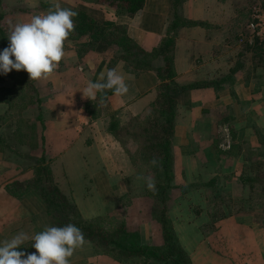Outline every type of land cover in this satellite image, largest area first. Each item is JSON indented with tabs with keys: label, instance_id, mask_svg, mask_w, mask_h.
<instances>
[{
	"label": "crops",
	"instance_id": "0c3cea01",
	"mask_svg": "<svg viewBox=\"0 0 264 264\" xmlns=\"http://www.w3.org/2000/svg\"><path fill=\"white\" fill-rule=\"evenodd\" d=\"M59 4L80 9L87 6L82 0H2V25L9 35L10 25L46 14L47 8ZM96 4V10L104 9L103 13L113 19L112 22L125 26L128 37L147 52L161 45L175 16L189 23L173 33L175 77L171 95L177 106L172 141L175 181L180 183V169L196 163L194 152L197 147L192 144L201 136L204 143L201 147L202 177L216 179L210 180L203 193L214 182L223 185L221 173L234 163L235 172H240L235 173V179L249 194V188L256 182L257 167L252 166L246 149L264 150V70L243 66L246 50L234 44L237 18L233 10L232 13L227 9L229 1L183 0L176 6L173 0H146L143 9L132 17ZM170 11L172 14L168 13ZM78 45L86 46V39L69 36L64 44L65 55L57 69L46 79L32 80L39 101L28 109L35 111L34 117L27 116L28 110L26 116L23 115L31 122L40 115L41 121H36L39 129L32 132L37 147L21 145L18 151L36 160V166L29 162L28 167H23L22 160H5L0 156V241L11 239L18 232L31 236L48 227H57L55 214L41 195L35 190L25 192L24 189L27 184L43 179L47 171L83 220L108 219L111 213L119 210L120 201L128 195L126 179L134 167L125 146L113 132L123 129L130 117L143 114L155 103L160 82L154 71L138 75L128 73L124 61L118 59L119 51L109 53L106 47L85 51ZM113 60L116 63L110 68L109 62ZM238 63H242L240 69L225 79ZM163 65L161 59L153 62L154 68ZM110 69L125 76L128 93L119 97L111 94L104 101L101 96L105 92L97 93L92 100L84 97L82 91L87 84L100 81ZM180 87L188 89L179 90ZM1 106L5 107L2 116L8 108L4 104ZM87 106L97 113L100 106L106 109L101 115L92 117ZM227 107L231 110L229 115L235 132L227 143L217 146L219 139L228 137L220 126L221 120L229 117L223 112ZM40 146L42 148L38 149ZM42 157L43 163L39 161ZM260 169L264 171V168ZM248 171L249 176L245 174ZM216 175L220 179L218 182ZM185 176V182L189 184L195 179L189 173ZM173 185L178 184L174 182ZM176 195L168 194L166 206L179 246L187 256L184 264H264V222H256L261 210L254 209L250 215L247 208L252 204L243 202L247 207L231 215L225 213V219H218L217 226L210 230L198 222L190 223L195 215L194 208L187 206L181 212L177 208L175 212ZM151 202L155 201L152 199ZM207 202L205 196L202 204L206 206ZM220 211L224 210L218 209ZM153 212L150 208L146 223L144 221L136 230L126 228L137 232L141 244L155 250L159 256L165 249V242ZM261 213L264 217V212ZM210 214L208 209L201 212V218L205 216L202 223L208 222ZM144 217L143 214V220ZM241 218L248 219V223H241ZM69 260L70 264H129V261L119 263L98 255L88 242L77 248ZM137 263L165 264L153 258Z\"/></svg>",
	"mask_w": 264,
	"mask_h": 264
},
{
	"label": "trees",
	"instance_id": "16d2710c",
	"mask_svg": "<svg viewBox=\"0 0 264 264\" xmlns=\"http://www.w3.org/2000/svg\"><path fill=\"white\" fill-rule=\"evenodd\" d=\"M145 1L146 0H97L100 4L113 7L117 12L130 17L143 9ZM182 1L183 0H173V3L177 6ZM1 3L2 0H0V50L7 47L9 43L7 39L8 33L1 24L3 20ZM79 22L81 24H77V30L74 29L73 34L76 38H85L88 49H94L95 44L98 42L108 45L114 44L119 48L120 55L118 59L124 61L125 69L128 73L138 75L146 71H154L159 79L160 84L157 89V99L155 103L143 114L133 117L134 119H132L131 125L127 124L124 126L126 127L125 129L115 130L113 134L123 145H125L123 140L124 134L127 139L134 140L145 146V159L150 163L153 158H157L159 161L157 166L152 165L154 172H161L167 177L163 185L159 187L161 191L154 196V199L157 198L160 203V212H153L162 228L165 249L158 256L155 250H150L143 246L139 234L128 231L123 220L115 221L105 218L83 220L77 209L66 200L65 196L62 195L60 190L53 183L50 171L45 172V177L40 181L24 186L25 192L30 190L37 191L48 204L51 213L55 214L57 226L62 227L71 223L80 228L85 237V242L90 243L95 252L100 256L119 263H124L126 260L135 262L142 259L153 258L165 264H184L187 256L179 246L172 228L166 206L168 200L166 190L173 179L172 163L174 158L172 141L174 137V121L177 109L176 101L171 97V92H173V79L175 77L172 56L174 44L173 33L178 28L188 26L189 23L175 16V21L169 26L167 37L162 41L161 45L147 52L128 37L125 28L120 26L117 27L114 22L100 24L96 20H93L92 17L85 14L81 15ZM112 30L113 32H111ZM114 30L118 32H114ZM254 50H251V52H254ZM255 54L257 59H255L256 63L252 68L264 70V48L260 45V47L255 50L254 55ZM159 59L164 62V65L160 68H154L153 62ZM114 63H116L115 60L110 61L108 66L111 68ZM241 66L242 63H238L225 79L228 80ZM262 76L264 77V74ZM5 79H9L11 86L0 88V103L8 107L5 116L1 117V119L6 117L9 118L10 126H14V131H18L19 134L28 131L35 133L37 129L35 126L36 121H41L40 115L32 122L23 118L24 112L34 106L36 101H39V94L34 87L33 81L30 80L29 76L23 70H12L6 76H2L0 81L3 82ZM190 87L192 86H189V88ZM185 89L188 88H179V90ZM111 94H113L111 90H105V93L101 96L102 100L104 101L106 97ZM86 109L92 117L97 116L96 113L89 110V106H87ZM105 109L106 108H101L100 106V110H104L105 112ZM110 115L113 116L114 113L111 112ZM32 132L25 134L24 143L28 144L34 142L32 149H35L37 147L36 137ZM28 136L30 138L32 137L33 140L28 139ZM1 142L2 139L0 138V144ZM39 161L42 163L45 162L43 157L40 158ZM36 172L39 171L37 170ZM10 191L13 192V190ZM24 247L25 248L22 250L26 252L36 251L31 247V242L25 244Z\"/></svg>",
	"mask_w": 264,
	"mask_h": 264
},
{
	"label": "rangeland",
	"instance_id": "374dc122",
	"mask_svg": "<svg viewBox=\"0 0 264 264\" xmlns=\"http://www.w3.org/2000/svg\"><path fill=\"white\" fill-rule=\"evenodd\" d=\"M82 1L87 5V6H84L85 7L84 9H80V8H76V7H69V6H66L63 4H59V6L61 8H71L73 10L78 11L79 15L74 18V29L77 30V28H76L77 24L78 23L81 24L79 21H80V17L82 14H85L89 17H92L93 20H96L93 17L98 18V21L97 20L96 21L100 24H103L105 22H112L113 19H110V17H106L105 14L103 13L104 9L99 8L100 10H96V8H94L95 3H97L98 5H102L99 2H97V0H82ZM228 1H229V4L227 6L228 11L232 12V10H233L234 14L237 18V22L234 24V30H233L234 31L233 32L234 38L236 41V43H234V44L241 47V49L246 50V54H244L243 58H242L243 66L244 67L249 66V68H252L253 66H255V63H256L255 59H257V56H256V54L254 55V52H255V50H257L258 47H260V45L264 48V44L263 43L260 44L261 42H259L257 39H254L250 36V34L247 32L246 25H248L247 23L250 22L251 16L253 14V10L255 8H259V7L264 8V0H227V2ZM1 5H2V3H1ZM151 5H153V2H151ZM56 6L57 5H54V7L47 8L45 10V13L47 14L50 10H55ZM102 6L107 7L106 5H102ZM108 7L112 11L114 10L115 12H117V10L114 9L113 7H110V6H108ZM2 9H3V7H2ZM170 10H171V7H170ZM168 13L172 14L171 11ZM114 15H115V13H114ZM126 16L130 17L128 15H126ZM102 20H104V21H102ZM118 26L125 28V26H123V25H117V27ZM125 30H126V28H125ZM73 32H74V30L70 33V37L75 36L73 34ZM111 32H113V30ZM114 32H118V31L114 30ZM96 47L97 48H104V49L106 47V51L109 53L113 52V51H119V48L116 47L114 44L108 45L105 43L98 42L95 44L94 48H96ZM80 48H82L85 51L89 50L87 48V46H82ZM251 50H254V52H251ZM256 53H257V51H256ZM2 76H6V75H0V78ZM6 86H11V82L9 81V79H5V81H3V82L0 81V88L6 87ZM171 97H172V95H171ZM1 104L2 103H0V119H1V117L5 116V114H6V113H4V115L1 116V112H3L2 110L5 109V107L1 106ZM97 110L99 111V113H97L96 110H93V112L98 114V115H101L104 112V110H99L98 108H97ZM90 111H92V110H90ZM226 111H228V112H226ZM226 111H223L224 114H226V115L231 114V110L229 108ZM24 115L26 116V112H24ZM24 115H23V118H25L29 121V119L27 117H24ZM34 115H35V111H29L28 110L27 116L34 117ZM221 115H223V114H221ZM132 119H134V118L130 117L127 124L131 125ZM220 123H221V125H220L221 128L226 130L228 137H226L224 140L219 139L218 140L219 142H216L217 146L221 145V143L222 144L227 143L229 141V137H232V135L235 132V129H234L235 125H234L233 121L231 122L230 115L227 119H224V121L221 120ZM35 126L39 129V124L37 122H36ZM125 126H126V124H125ZM13 127L14 126H10V119L9 118L6 117V118L0 120V132H1L0 138L2 139V142L0 144V156H2V158H5V160H10V159L13 161L14 160H22L23 161L22 162L23 167H25L27 165L29 166V162L31 165L36 166V163H35V162H37L36 160H31L30 156L20 154L18 151L21 145H26V146L32 148V146L34 145V142L28 143V144L24 143L25 132H23L22 134H19L18 131H16V132L14 131ZM125 128L126 127H124V129ZM25 129L27 130L26 127H25ZM20 130H22V129H20ZM28 132L31 133L32 131H28ZM123 136H124L123 140L125 142L124 146H125L126 150L128 151V154H129L130 160L133 164L134 170L131 171L128 179H126V180H128L126 182L127 188H128L127 197L125 199H123L122 201H120L119 210H116L114 213H111L112 216H109L107 218H108V220H115V221L123 220L126 224V227L129 230L130 229L136 230L138 228V226L143 224V222L146 220V214L148 212L150 213V208L153 211H159L160 212V209H161L160 203L158 202L157 198L154 199V196H156L155 194H157L158 192L161 191L159 189V187L161 185H163V183L166 181L167 177L161 172H157V173L154 172V170L152 168V164L145 159V153H146V151H145L146 147L145 146L137 143L134 140L127 139L124 134H123ZM28 139L33 140L32 137L30 138L29 136H28ZM191 144H192V142H191ZM192 145L194 147H197V149L194 152V155H195L194 158H195L196 163H194V165L191 166L190 168L187 167V169L183 168V169L179 170L180 174L182 175L181 177H179L180 183L175 181L174 177H176V176L174 174V169H173L174 161L172 163L173 179L171 180L170 185H169V187L170 186L171 187L170 188L168 187L166 192H167V197H169L168 194L170 196L177 194L176 195L177 199H175V201H174V203L176 204L175 212H176L177 208H179L180 212H181V211H184L183 209H185L187 206L189 208L192 207V208H194V212H195L196 216L195 215L193 216L192 221L190 223L191 224L193 223L195 225L198 222L200 225H205L207 228H209L211 230V229L215 228V226H217L218 219H223V220L225 219L224 218L225 213L231 215L232 213H235V211L243 210V208L245 206L247 207V205L243 203V202H245L248 204H252L249 206V208H247V210H250V213H249L250 215L254 211V209L261 210L259 212L260 215L258 214L257 215L258 217H256V222H258V223L264 222V217H261V214H263L261 212H264V202H263L264 201V195H263V193H264V171L260 169V167L264 168V150L255 151V150H247L246 149L245 153L248 156H250V161L255 162V163L252 162V166L257 167V169H256L257 171L255 172L256 173V180H255L256 182H255V184L251 185V187L249 188V190L251 191L249 194H248V191L244 188V186H241L237 182V180L235 179L236 178L235 173L240 174V172H239V170L235 172V169L233 168V166L235 165L234 163H232L228 167H225L223 174L221 173V181H223L224 184L219 185V183L214 182L213 185L210 186V189L204 194L203 193L204 187H207L210 180H216V179H214V177L211 178L209 176H204V178L202 177V169L200 166L203 163V161H202L203 151L201 150V147H203V145H204L203 138L201 136H199L198 138L195 139V141L193 142ZM246 145H248V143H246ZM41 148L42 147L40 146L38 149H41ZM39 157H40V155H39ZM186 173L194 175L195 179L191 184L185 182V179L187 180V178L185 176ZM249 173L250 172L248 171L245 174H247V176H249ZM239 174H238V176H239ZM147 177H151L155 181V189L154 190H149L147 188L146 179H145ZM216 178H218L217 179V182H218V180H220L218 175H216ZM174 182L178 185H173ZM173 186H174V189H172ZM182 194H184V197L182 196ZM201 195H202V197H201ZM144 196H146V198ZM205 196L208 198V201H209V202H207L206 206L202 204ZM142 197H144V198H142ZM178 197H180V198H178ZM152 199L155 202H151ZM233 200H234V202L237 203L236 205L233 202ZM174 207H175V205H174ZM207 209L211 211V214L209 216L208 222L202 223V220L204 219L205 216H203V219H202L201 218V212L205 211ZM218 209H220V210L223 209L225 212L224 211L218 212ZM143 212H145V213H143ZM143 214L145 215L144 220L142 219ZM207 215H209V214H207ZM240 221H241V223L245 222L247 224L248 223L247 221H249V220L248 219L244 220V218H241ZM145 223H146V221H145ZM135 233H137V232H135ZM185 234H186V236H189L188 232H186ZM137 262L138 261H135V262L129 261V264H138Z\"/></svg>",
	"mask_w": 264,
	"mask_h": 264
},
{
	"label": "clouds",
	"instance_id": "9594fccd",
	"mask_svg": "<svg viewBox=\"0 0 264 264\" xmlns=\"http://www.w3.org/2000/svg\"><path fill=\"white\" fill-rule=\"evenodd\" d=\"M78 15L76 10L57 5L47 14L10 25L8 46L0 50V75L23 70L30 80L48 78L65 55L64 44L74 30V18ZM105 90H111L118 97L127 94L129 86L125 76L110 69L100 81H90L82 92L92 100ZM151 163L157 166L159 161L153 158ZM145 179L147 188L154 190L155 181L151 177ZM26 242H31L36 251L22 250ZM84 243L81 229L71 223L48 227L31 236L18 232L11 239L0 241V264H70L69 258Z\"/></svg>",
	"mask_w": 264,
	"mask_h": 264
},
{
	"label": "built area",
	"instance_id": "2783aa9c",
	"mask_svg": "<svg viewBox=\"0 0 264 264\" xmlns=\"http://www.w3.org/2000/svg\"><path fill=\"white\" fill-rule=\"evenodd\" d=\"M247 32L254 39L264 44V8H255L247 25Z\"/></svg>",
	"mask_w": 264,
	"mask_h": 264
}]
</instances>
